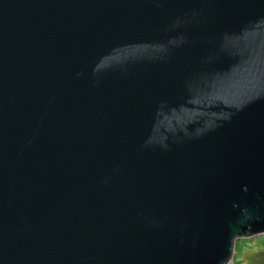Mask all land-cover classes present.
<instances>
[{
    "label": "water",
    "instance_id": "1",
    "mask_svg": "<svg viewBox=\"0 0 264 264\" xmlns=\"http://www.w3.org/2000/svg\"><path fill=\"white\" fill-rule=\"evenodd\" d=\"M261 17L264 0H0V264H216L264 223ZM209 91L243 103L153 129Z\"/></svg>",
    "mask_w": 264,
    "mask_h": 264
},
{
    "label": "clouds",
    "instance_id": "2",
    "mask_svg": "<svg viewBox=\"0 0 264 264\" xmlns=\"http://www.w3.org/2000/svg\"><path fill=\"white\" fill-rule=\"evenodd\" d=\"M258 25H264V17H261L257 22ZM261 36L264 39V28L261 29ZM172 43V40H169ZM127 48H151L156 51H162L164 45L161 43H136L125 46ZM99 66V61L93 66V71ZM259 85H253L249 92V95L245 99H250L252 96L258 95ZM219 100L224 105H232L239 108L243 103L241 99H233L220 95L215 91H209L207 93H201L191 95L187 98L186 104H191L193 107H188L186 104H180L176 107H169L167 111L162 108L157 109V119L153 124L155 130L158 126L162 125L164 132H176L177 128L181 131L186 132L185 125L193 120L203 117L202 127L195 129L196 133L203 131L204 129L214 126L215 119L217 117L227 118L229 113L227 111H207V106L213 102ZM163 102H161L162 104ZM195 105H203V107H196ZM175 121V123H173ZM153 137L149 136V140ZM163 146L164 135L163 133L158 138ZM242 190L246 191L247 186L241 185ZM233 207H236L233 204ZM240 211L244 214L245 218L248 217L249 213L247 209L241 208ZM236 237H247L250 239V243L247 244L249 251L241 258V242L236 243V254H232V242ZM216 264H264V223L253 227L246 225L242 230H233L229 232L224 239L223 249Z\"/></svg>",
    "mask_w": 264,
    "mask_h": 264
},
{
    "label": "trees",
    "instance_id": "3",
    "mask_svg": "<svg viewBox=\"0 0 264 264\" xmlns=\"http://www.w3.org/2000/svg\"><path fill=\"white\" fill-rule=\"evenodd\" d=\"M239 241L243 244L241 248V258L243 259L244 255L249 251L247 244L250 243V239L247 237H241Z\"/></svg>",
    "mask_w": 264,
    "mask_h": 264
},
{
    "label": "rangeland",
    "instance_id": "4",
    "mask_svg": "<svg viewBox=\"0 0 264 264\" xmlns=\"http://www.w3.org/2000/svg\"><path fill=\"white\" fill-rule=\"evenodd\" d=\"M239 239H241V238H239ZM239 239H238L237 241H239ZM237 241H236V243H237ZM236 243L234 244L233 255H235V254H236ZM241 245L243 246V244H242V243H241ZM242 246H241V248H242ZM240 251H241V249H240Z\"/></svg>",
    "mask_w": 264,
    "mask_h": 264
}]
</instances>
